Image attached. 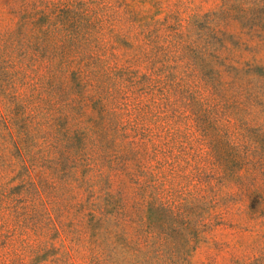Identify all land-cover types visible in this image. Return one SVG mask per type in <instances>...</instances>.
<instances>
[{
    "label": "rangeland",
    "instance_id": "obj_1",
    "mask_svg": "<svg viewBox=\"0 0 264 264\" xmlns=\"http://www.w3.org/2000/svg\"><path fill=\"white\" fill-rule=\"evenodd\" d=\"M0 264H264V0H0Z\"/></svg>",
    "mask_w": 264,
    "mask_h": 264
}]
</instances>
